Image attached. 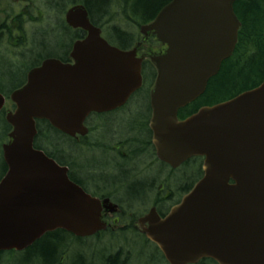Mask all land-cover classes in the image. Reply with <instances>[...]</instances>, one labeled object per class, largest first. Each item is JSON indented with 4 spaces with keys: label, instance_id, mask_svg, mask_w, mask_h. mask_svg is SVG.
Returning a JSON list of instances; mask_svg holds the SVG:
<instances>
[{
    "label": "water",
    "instance_id": "obj_1",
    "mask_svg": "<svg viewBox=\"0 0 264 264\" xmlns=\"http://www.w3.org/2000/svg\"><path fill=\"white\" fill-rule=\"evenodd\" d=\"M235 1L171 0L140 30L167 45L164 54L150 57L156 156L171 167L204 157L202 178L181 202L164 219L153 211L145 218L143 233L168 264H264V80L177 118L233 53L241 25ZM65 22L86 32L72 46L73 62L46 59L10 95L15 109L5 116L12 131L2 146L7 172L0 180V252L22 250L56 229L78 237L102 229L100 202L68 179L66 167L33 148L35 119L70 137L85 135L90 113L124 105L141 87L142 59L135 50L109 45L82 5L70 8ZM3 104L0 95V109Z\"/></svg>",
    "mask_w": 264,
    "mask_h": 264
},
{
    "label": "trees",
    "instance_id": "obj_2",
    "mask_svg": "<svg viewBox=\"0 0 264 264\" xmlns=\"http://www.w3.org/2000/svg\"><path fill=\"white\" fill-rule=\"evenodd\" d=\"M169 1L59 0V2H64L62 4L58 0L48 2L46 5L48 12H53L54 9L58 10L57 13L60 15L56 16L54 24L59 30H63L67 34L69 44L64 47L60 40L58 41V38L52 34L49 36L50 40H47V43L45 42L44 44L42 42L39 44L41 48L50 52L45 56H34L33 47L36 46L35 38L37 35L34 36L29 31L27 34L25 29L27 22L20 15L12 16L13 21H15L13 22L15 23V28H8L6 25L9 22L5 24V21H3L0 25V33L1 31L2 33L6 31L9 39L12 38V33L16 34V37L13 39L17 47L14 49H22L23 54H26V56L29 55L36 58L30 66L32 68L46 57H55L64 61L66 59V52L60 51H66L71 41L79 39L83 35V33L81 34L79 31L71 30L64 24L61 15L69 6L77 3L83 4L92 23L102 29L103 36L106 40L120 49L127 50L134 47L139 41L136 38V28L150 22ZM233 8L241 23L234 52L230 58L221 64L217 75L208 81L205 92L196 101L180 109L178 112L179 119H183L194 113L201 106H212L216 103L231 99L243 91L253 89L264 79V0H237ZM40 13L46 16L45 10L41 9ZM42 36H46V34ZM148 42L157 45V42L153 38H150ZM13 54V52L10 53L11 56ZM6 64V70L0 73V91L7 95L9 91L20 87L24 83V76L17 84H4L6 81L12 82L17 76L16 72L20 71L12 62L6 61ZM148 64L147 66L150 68ZM30 67L25 70L23 69L24 75ZM138 94L145 95L144 98L147 95L145 90ZM130 106L128 105L126 110H124L125 115H127H124V117L127 119H124V117L118 118L122 114L103 117L102 125H99L97 129L91 130L87 137L79 138V140L71 139L59 133L45 121H38L36 123L37 134L35 136L34 146L44 151L59 164L67 166L70 170L69 175L71 179L81 186L82 178H89L99 183L101 182L100 178H102L105 185H110V187L118 189L119 191L126 184L131 183V190L126 188L123 193L125 196H130L128 197L129 201L133 202L141 199L144 194L146 196L154 192L150 188L152 181L136 179L142 173L140 171L145 169V161H147L149 155L153 157L150 131L146 123L148 107L146 109V115L143 116L140 115V110L135 115L134 113H128L127 110L129 111ZM107 122H110L114 126V131L110 134V138L100 139L101 134H98L97 139L92 138L94 133H101L107 127ZM125 124H127L128 129L126 126L122 128ZM0 129L2 131L1 137L4 141L6 140V133L9 131V126L5 123L3 114H0ZM115 146L118 149H115ZM78 147H86V149L95 150V152L101 151L103 154L102 159L105 160L97 162L92 158L82 165L78 159L81 155V148ZM122 147H124L123 150ZM126 147L130 150L127 151L125 149ZM141 159L142 161L138 163V168L135 167L133 163ZM193 166L197 167L198 161L195 164L191 160L187 162L184 168L186 174L181 176L180 183H187L192 180L189 172ZM85 168L88 172L84 171ZM134 168H137V170ZM119 170L122 175L114 181H109V179L116 177V175L113 177V174H116ZM5 171L6 167L2 161L0 150V177ZM192 182L189 183V186ZM102 236L103 234H99L95 239L100 240ZM71 246L84 247L86 246V241L85 239L75 238L64 231L57 230L45 234L41 239L34 242L32 246L22 252L10 251L0 253V264H89L86 262L82 253L72 251ZM156 252L158 253L157 250ZM117 253L109 255L103 252L99 255V259L96 257V262H98L96 264H125L123 254ZM93 259L95 258L93 257ZM200 264L215 263L210 260H204Z\"/></svg>",
    "mask_w": 264,
    "mask_h": 264
},
{
    "label": "rangeland",
    "instance_id": "obj_3",
    "mask_svg": "<svg viewBox=\"0 0 264 264\" xmlns=\"http://www.w3.org/2000/svg\"><path fill=\"white\" fill-rule=\"evenodd\" d=\"M8 1L10 3L13 2V0H8ZM6 2H7V0H6ZM58 2H59V0H58ZM3 3H4V0H0V6ZM59 3L62 4L64 2H59ZM38 6L40 9L45 8L44 2L42 0H41V3L38 0ZM35 9H36V7H35ZM27 11L28 10L26 9V15L29 13V11L28 12ZM44 17H46V16L44 15ZM55 18H56V16L54 14L49 15L48 19L43 24H41V25H45L47 28L44 26H40L37 28V30H36L37 37L35 38L36 46L33 47L34 56H36V55L45 56V55H48L50 53L48 50H44L43 48H41L39 46V44L42 42L44 44H45V42L47 43V40L48 41L50 40L49 36H51L52 34L58 38V41L60 40V42L62 43V45H64V47L68 44L69 38L63 30H59V28L57 26H55V24H54ZM1 22L2 21L0 19V24H1ZM37 26H39V25H36V24L27 25L29 31H32L34 29L33 33H35V29ZM129 28L132 29L131 26H129ZM135 32H137V30H135ZM45 34H46V36H42ZM5 37H7V36L4 34L1 37L2 41L0 42V73L3 70H6L5 69L7 67L6 61H10L16 67H18L20 69V71L16 72L17 73L16 78L12 82L6 81L4 83L6 85L7 84L13 85V84L19 83L22 80V78L24 76L23 69L25 70L26 68L30 67L33 64V62L36 60V58L29 56V55L26 56V54H22V55H20V57H18V53H17L18 51H14L13 57L11 55H9V52L12 53L13 51L8 50V52H6V50L4 49V48H6V45L8 43V42H6L7 38H5ZM4 51L6 53H3ZM19 52H22V49H20ZM60 52H62V51H60ZM4 54H6V55H4ZM132 105L129 107L130 112L127 110L128 113H134V115H135V114H138L137 112H138V110H140V115H143V116L146 115V100H145V98L142 102H138V103L134 104L133 106ZM8 106L9 105H7V107ZM121 117H122V115H120L118 118H121ZM124 119H127V118L124 117ZM97 123L101 124V122H97ZM112 126L113 125L110 122H107V127L104 130H102L101 133L100 132L96 133V134L94 133V136L92 138L97 139L98 134H101L100 139H104V138L109 139L110 134L114 131V126L113 127ZM125 126L127 128V124L123 125L122 128H124ZM1 132L2 131L0 129V147L4 143V142L1 143V141H3L2 137H1ZM92 141H93V139H92ZM78 148H81V151H80L81 155L78 157V159H79V162L82 163V165L84 164V162H86L87 160L92 159V158L94 159V161H97V162H102L105 160V159H102L103 154L101 151L95 152V150H88V149H86V147H78ZM123 149H124V147H122V150ZM125 149L127 151L130 150L128 147H126ZM140 161H142V159L139 160L138 162L133 163L135 165V167L138 168V163H140ZM76 163H77V161H76ZM133 164H131V165H133ZM137 168H134V169L137 170ZM159 170H160L159 167H154L153 170L152 169L151 170H143V171L141 170L140 172H142V173L139 174V176H137L136 179H144V178L148 177L149 175H151V177H152L155 174H157L159 172ZM84 171L88 172V170L86 168ZM182 173L183 172L177 173L176 176L174 175V178L181 180ZM120 175H122V174L119 170L116 174V177L113 179H109V181L116 180L117 178H119ZM161 175L166 176L165 174H160V176ZM126 188L131 190V183L126 184V186L121 190L122 193L124 190H126ZM126 197L128 198L130 196L127 195ZM135 206H138V205L135 204ZM86 241H87L86 245L91 243L89 240H86ZM114 244H116V245L114 246ZM119 247L123 248V250H126L127 252L132 254V258L130 259L129 264H164L163 261L160 258H158L155 255V253H153L152 246H149V245L146 246V245L142 244V242H138L135 245L127 246L124 242L120 241L119 239L117 241H114V242H109L107 239H103L100 244H97V242H94L91 245L84 246V247L83 246H71V250L74 252H77V253L81 252L82 255L85 257L86 262H88L89 264H96V263H98V262H96V257H98V259H99L100 254H102L103 252L109 253L111 250L114 251ZM93 257L95 259H93Z\"/></svg>",
    "mask_w": 264,
    "mask_h": 264
},
{
    "label": "flooded vegetation",
    "instance_id": "obj_4",
    "mask_svg": "<svg viewBox=\"0 0 264 264\" xmlns=\"http://www.w3.org/2000/svg\"><path fill=\"white\" fill-rule=\"evenodd\" d=\"M140 38L145 43V39H147L148 37L147 36L143 37L140 35ZM140 45H141V43H140ZM143 49L147 50L148 52L153 51V50L152 51L149 50L146 46H144ZM155 49L157 50L156 54H160V53L164 52L166 47L159 45ZM147 55H149V54L147 53ZM138 56H142L141 53L138 52ZM120 113L122 114V117H124V115L126 114L124 109H120V110H116V111H113L111 113H108V114H106V116L111 117L112 115L115 116L116 114H120ZM114 148L118 149V148H116V146ZM111 154H113V153H111ZM190 160L193 162V164L196 163L195 162L196 159H190ZM186 164H187V162L184 163L182 166L176 168V169H171L167 165L165 166L163 163L159 162L155 157V153L153 152V157H150V155H149L147 161H145V169L144 170H151V169L153 170L154 167H159L160 170L154 176L151 177V175H149L148 177H146L144 179L152 181V185L150 188L153 189L154 192L152 194H149L146 196L144 194V196L141 199L135 200L133 202L129 201V199L122 193V191H119L118 189H115V188L113 189L112 187H110V185H105V182H103L102 178H100V180H101L100 183L97 181L90 180L89 178H82V185H83L82 187L88 193H91V191H94L95 193H97L99 195V197L101 199H109L113 202H114V198L116 200H122V198L125 199V201H126L125 208L122 210L119 209L115 215H110L107 213L106 210H103V219L104 220H111V224L114 226V227H111L110 230H117L118 228H120V227H118V225H116V222L118 220V215L121 214L122 212L132 213V212L137 211V210H135L137 207V206H135V204L138 205V208H143L140 210L142 215L146 214L148 212V210L153 206H154V208L155 207L157 208L156 210L158 211L159 215H161V216L166 215L168 213V211L170 210V208L174 204L171 205L170 207H168V210L166 212H160L159 209L163 208L166 205L168 200L169 201L172 199L175 200L176 197H178L179 195H181L180 197H182V193H184L183 191L187 188L188 184L198 174H199V178H197L196 181H198L200 179V175H202V172H201V170H202V158H198V166L197 167L193 166L191 168V171L189 172V175H190V177H192L191 178L192 180L190 182H187V183H180V180L174 178V175L177 174L178 172L179 173L183 172L182 175L186 174V172H184V170L178 171V170L184 169ZM176 171H178V172H176ZM116 174H113V177ZM160 174H165L166 176H164V175L160 176ZM169 180L172 182V184H175L174 190L166 187V183ZM106 183H109V182H106ZM149 192H150V189H149ZM114 203L119 207V204L117 202H114ZM147 203H151V204H153V206H150L148 209L144 208L145 205H149ZM115 220H116V222H115ZM132 227H133L132 229H136L137 231L140 232L139 227H138V223L133 224ZM130 259L131 258L129 256L125 257L124 263L129 264Z\"/></svg>",
    "mask_w": 264,
    "mask_h": 264
}]
</instances>
